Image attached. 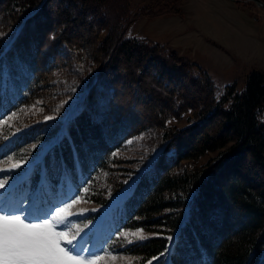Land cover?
<instances>
[{
	"label": "trees",
	"instance_id": "1",
	"mask_svg": "<svg viewBox=\"0 0 264 264\" xmlns=\"http://www.w3.org/2000/svg\"><path fill=\"white\" fill-rule=\"evenodd\" d=\"M131 2L0 0L3 152L22 172L43 158L27 183L82 174L79 199L122 202L121 226L154 232L123 245L131 264H264V74L219 92L188 56L128 35Z\"/></svg>",
	"mask_w": 264,
	"mask_h": 264
},
{
	"label": "rangeland",
	"instance_id": "2",
	"mask_svg": "<svg viewBox=\"0 0 264 264\" xmlns=\"http://www.w3.org/2000/svg\"><path fill=\"white\" fill-rule=\"evenodd\" d=\"M162 1L171 2L172 0H132L131 8L135 12V19L128 35H141L152 42L166 43L169 48L188 56L209 73L219 92L223 91L227 85H233L235 92H241L252 71L256 70L264 74V5L259 1L178 0L177 9L180 12L153 17L143 14L147 4L152 6ZM31 108L32 105L22 112H13L16 115L11 117H21L24 111L31 112ZM32 110H42V107H34ZM188 115L174 119L172 122L187 125ZM261 115L264 119V114ZM215 153V151L209 152L202 156L201 161L207 160L209 155ZM0 166L6 165L0 163ZM16 175L17 173L14 177L12 175L0 177V181H5V187H8L15 182ZM77 200H81L76 205L83 210L100 207L87 200ZM11 203L12 209L21 212H24L23 206L28 205L22 202L20 195ZM76 205L70 210L71 217L74 218V223L80 226V232L84 234L88 230L89 222L80 223L78 216H75ZM112 223L108 213L106 217H102L93 228L97 230V233L87 248H92L88 249L90 252L105 256L100 264H128L133 257L131 254L115 251L107 253L106 256V253L101 252V240L106 238ZM138 229H143L149 236L154 234L153 231L145 228H124L118 234ZM77 241L85 244L84 237H77ZM112 256L117 259L112 260Z\"/></svg>",
	"mask_w": 264,
	"mask_h": 264
},
{
	"label": "snow or ice",
	"instance_id": "3",
	"mask_svg": "<svg viewBox=\"0 0 264 264\" xmlns=\"http://www.w3.org/2000/svg\"><path fill=\"white\" fill-rule=\"evenodd\" d=\"M12 115L15 116L16 113ZM4 123L7 124L8 121L5 120ZM19 166V162L12 164V167ZM5 183L0 181V189L5 187ZM84 192L87 193L88 189L85 188ZM80 202L81 200L74 199L45 215H35L27 210L21 212L0 203V264H100L105 256L90 252L82 241H77L80 226L73 225L68 220V216L72 215L70 210ZM58 228L61 230H57ZM73 228L76 229L75 232ZM121 236L127 243H132L133 239L151 238L143 229L123 232ZM172 239V236L167 237L169 242ZM165 254L162 252L160 255ZM111 259L116 260L117 257L112 256ZM158 259L159 257H153L146 264H153V260Z\"/></svg>",
	"mask_w": 264,
	"mask_h": 264
},
{
	"label": "water",
	"instance_id": "4",
	"mask_svg": "<svg viewBox=\"0 0 264 264\" xmlns=\"http://www.w3.org/2000/svg\"><path fill=\"white\" fill-rule=\"evenodd\" d=\"M257 1H259L261 4H263V5H264V2H263L262 0H257Z\"/></svg>",
	"mask_w": 264,
	"mask_h": 264
}]
</instances>
